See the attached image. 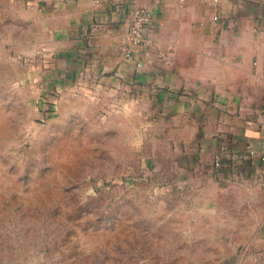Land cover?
Listing matches in <instances>:
<instances>
[{
    "label": "crops",
    "instance_id": "obj_1",
    "mask_svg": "<svg viewBox=\"0 0 264 264\" xmlns=\"http://www.w3.org/2000/svg\"><path fill=\"white\" fill-rule=\"evenodd\" d=\"M134 5L154 46L128 58ZM35 54L36 69L18 61ZM34 74L115 107L143 147L151 136L158 183L210 208L231 191L262 223L240 222L245 255L221 264H264V0H0V89Z\"/></svg>",
    "mask_w": 264,
    "mask_h": 264
},
{
    "label": "rangeland",
    "instance_id": "obj_2",
    "mask_svg": "<svg viewBox=\"0 0 264 264\" xmlns=\"http://www.w3.org/2000/svg\"><path fill=\"white\" fill-rule=\"evenodd\" d=\"M43 59L18 61L36 69ZM63 91L35 74L0 89V264H221L245 255L232 237L261 217L242 214L231 191L210 208L158 183L151 136L143 147L115 107Z\"/></svg>",
    "mask_w": 264,
    "mask_h": 264
},
{
    "label": "built area",
    "instance_id": "obj_3",
    "mask_svg": "<svg viewBox=\"0 0 264 264\" xmlns=\"http://www.w3.org/2000/svg\"><path fill=\"white\" fill-rule=\"evenodd\" d=\"M151 21L152 13L146 7L134 5L131 8L125 21L124 44H122L128 58L133 55L135 47L154 46V41L149 33ZM55 96V92H53L51 97L55 98Z\"/></svg>",
    "mask_w": 264,
    "mask_h": 264
}]
</instances>
